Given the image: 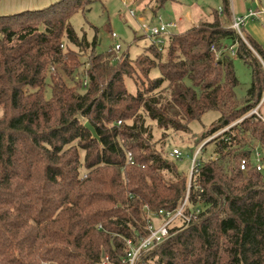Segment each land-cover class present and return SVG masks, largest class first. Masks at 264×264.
Here are the masks:
<instances>
[{
	"label": "trees",
	"instance_id": "obj_1",
	"mask_svg": "<svg viewBox=\"0 0 264 264\" xmlns=\"http://www.w3.org/2000/svg\"><path fill=\"white\" fill-rule=\"evenodd\" d=\"M152 1L160 10L174 0ZM97 2L0 16V264H129L152 215L186 198L190 222L173 223L137 264H264V49L232 27L222 0L162 52L100 51L72 24ZM235 59L251 73L243 98ZM211 111L220 117L194 137L189 179L157 145Z\"/></svg>",
	"mask_w": 264,
	"mask_h": 264
},
{
	"label": "rangeland",
	"instance_id": "obj_2",
	"mask_svg": "<svg viewBox=\"0 0 264 264\" xmlns=\"http://www.w3.org/2000/svg\"><path fill=\"white\" fill-rule=\"evenodd\" d=\"M231 4L239 17L247 15L249 10L258 11L261 8L264 9V0H231ZM221 8L222 0H174L167 3L160 10H158L157 4L152 0H102V2L92 5L86 12L76 14L72 19V24L79 37L86 36L90 43L96 35L100 43L98 48L100 51L109 49L117 42L122 45V50L118 52L120 55L125 53L135 59L151 44V40L142 29L141 17L146 22L154 25L151 22L154 16L162 15L164 22L179 23V27L174 32H183L199 23V21L193 23L199 15L202 14L205 17L202 20H208L212 10L219 11ZM132 12H134V15ZM245 23V34L255 39L264 49V17L259 16L248 19ZM112 33L118 35L116 40L112 38ZM86 59V55L81 56L82 62H85ZM234 65L240 81L237 94L239 98H243L251 84V73L240 59H235ZM85 69L86 67H81L77 73L82 74ZM55 72L62 75L61 67L57 66ZM153 75L157 77L159 72L154 71ZM64 79L69 86L73 85L70 79L65 77ZM127 85L130 91H135L132 82L128 81ZM47 90L46 96L50 97L52 90L51 88H47ZM262 114H264V108L262 109ZM1 116L2 112H0ZM219 117L220 113L218 112H208L201 120L195 121L190 125L191 134L170 132L166 140L158 143L157 148L162 150L165 155H168V152H171L174 148L180 149L183 157L177 161V165L182 172L189 174L190 179L193 165L191 161L196 150V148L192 150L196 144L194 137L199 138ZM148 124H150V121H148ZM154 135L156 141L162 137L161 132L155 128ZM151 221L155 227H159L164 222L162 218L155 217V215H152Z\"/></svg>",
	"mask_w": 264,
	"mask_h": 264
},
{
	"label": "built area",
	"instance_id": "obj_3",
	"mask_svg": "<svg viewBox=\"0 0 264 264\" xmlns=\"http://www.w3.org/2000/svg\"><path fill=\"white\" fill-rule=\"evenodd\" d=\"M134 15V12H132ZM264 15V9L261 8L258 11L249 10V13L244 17H233V24L232 27L241 35V37L244 39L241 29L245 27V22L248 19L257 18L259 16ZM140 21L142 24V29L145 33V35L151 40V44L155 45L159 51H164L169 43V39L172 35H174L177 32H174L175 29L178 28V24L176 22H164L162 15L154 16L152 19V25L149 22H146L144 18H140ZM112 38L117 39L118 35L116 33H112ZM245 40V39H244ZM113 50L115 52H120L122 50V45L120 43L115 42L112 46ZM52 72L56 71V68L53 67ZM88 85V81H84V87L86 88ZM251 114H257L260 118V114L258 113V108L255 109ZM263 119V118H262ZM118 125H121V121L118 122ZM200 149L194 154V157L192 159V173L194 168L197 165V157L199 155ZM170 158L174 160H181L183 157V153L180 149L174 148L169 153ZM128 163L133 165L134 164V158L131 153H128ZM263 157L260 153L255 154V162L254 165L258 171H261L263 169ZM247 166V161L244 160L241 163V170L245 171ZM192 175V174H191ZM187 205V198L184 201L183 205L175 212L170 211H160L158 214L155 215V217L162 218L164 222L159 227H155L154 224L150 223L149 225V235L147 238H145L138 246L132 247L130 252L128 253V260L129 264H137L139 257L141 254L145 251L151 250L152 248L160 245L163 243L169 236H170V230L169 228L173 223H175L179 219H183L186 223H189L191 220V217H187L184 214V209Z\"/></svg>",
	"mask_w": 264,
	"mask_h": 264
},
{
	"label": "crops",
	"instance_id": "obj_4",
	"mask_svg": "<svg viewBox=\"0 0 264 264\" xmlns=\"http://www.w3.org/2000/svg\"><path fill=\"white\" fill-rule=\"evenodd\" d=\"M58 1L60 0H1L0 1V16L16 14V13H20V12L27 11V10H40ZM232 11H233V17H239L236 15L235 8L233 7V5H232ZM240 17H244V16H240ZM202 18H205V17L201 14L196 18L198 20L195 19V21L194 22L192 21V22L197 23ZM176 23L178 24V27H179V23L178 22Z\"/></svg>",
	"mask_w": 264,
	"mask_h": 264
},
{
	"label": "water",
	"instance_id": "obj_5",
	"mask_svg": "<svg viewBox=\"0 0 264 264\" xmlns=\"http://www.w3.org/2000/svg\"><path fill=\"white\" fill-rule=\"evenodd\" d=\"M85 127L92 133L94 138H96V139L98 138L95 129L89 123H86Z\"/></svg>",
	"mask_w": 264,
	"mask_h": 264
}]
</instances>
